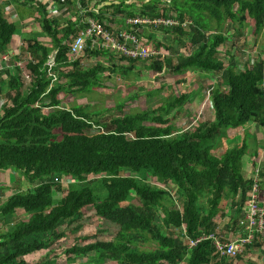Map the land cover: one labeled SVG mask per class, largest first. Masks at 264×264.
<instances>
[{"label":"trees","instance_id":"trees-1","mask_svg":"<svg viewBox=\"0 0 264 264\" xmlns=\"http://www.w3.org/2000/svg\"><path fill=\"white\" fill-rule=\"evenodd\" d=\"M123 1L112 6L118 12L127 8L126 17L135 16L134 6ZM160 2L150 1L142 14L168 16L165 11L155 12ZM168 4L180 20L195 24L188 30L196 47L193 52L175 62L160 56L139 61L121 58L128 59V71L137 70L142 62L144 69L138 72L165 69L175 74L191 71L200 77L221 75L219 84L210 89L213 117L194 129L177 133V125L168 117L173 108L179 109L177 115L182 112L191 100L186 93L165 98L157 108L122 115L116 110L112 115V107L94 112L85 105L64 106L60 93L91 92L100 78L97 72L104 69L101 65L84 69L78 59L70 60L68 41L76 29L61 34L48 27L50 45L29 43L31 59L24 68L16 64L19 54L3 68L0 95L7 101L0 107V172L14 171L30 187L0 202V218L7 225L0 231V264H28L26 256L50 248L94 217L114 226V237L94 242L87 236L77 238L64 248L67 260L93 255L98 264H107L106 260L114 264H234L239 257L219 256L210 235H222L216 218L228 202L234 213L225 215V231L238 228L253 184L243 170L248 144L243 140L228 145L221 139L228 129L264 124V56L257 54L251 65L239 69L235 56L227 63L220 57L229 56L231 48L221 54L219 47L226 40L221 33L226 21L231 25L239 21L241 26L246 21L255 37L261 34L264 0H170ZM211 21L219 25V32L211 31ZM158 29L175 32L179 40L186 34L181 27ZM16 31L0 6V62ZM89 44L86 55L108 54ZM53 50L55 80L45 67ZM124 107V102L118 103L117 112ZM43 108L49 109L47 113ZM93 128L98 132L91 134ZM220 144L222 153L213 154ZM62 177L71 181L67 187L60 182ZM17 210L28 219L14 221ZM103 232L106 229L92 236ZM198 238L201 241L190 247L189 242ZM144 243L155 248H141ZM249 247L262 248L264 240H255ZM55 261L38 259L35 264H60Z\"/></svg>","mask_w":264,"mask_h":264},{"label":"rangeland","instance_id":"rangeland-1","mask_svg":"<svg viewBox=\"0 0 264 264\" xmlns=\"http://www.w3.org/2000/svg\"><path fill=\"white\" fill-rule=\"evenodd\" d=\"M117 1L120 3L121 0ZM117 1H115V4H119ZM150 1L152 0H124L123 2L125 4H132L134 6L135 16L133 17H142L146 20L162 17H150L151 15L142 14L143 11L145 12L148 10L145 5ZM169 2L170 0H161V2L158 4L154 3L156 5L155 12L161 13L165 11L166 15L169 17L166 20L171 21L170 17H172L173 19L179 21L178 25H176L177 23L174 21H171L168 25L170 27H181L185 30L186 34L181 36L182 40L177 39L179 36L171 30H157V27L162 26L159 24H155L156 27L153 25H140L141 27L136 30V34L141 42H145L159 51L158 54H160L161 57L175 62L178 58L189 56L196 48L192 46L190 41L191 35L188 31L189 27L192 25L195 27V24L189 19L186 21L180 20L178 13L170 9L168 4ZM123 10L126 12L127 8H123ZM210 26L212 32H214V30L215 32L218 31L217 28H219V25L215 21H211ZM221 29V33L226 36L225 42L219 47L221 54H223L228 48H231V54L229 56H220L225 63H227L229 61V57L233 55L235 56L234 60L239 69H243L246 65H251L253 63V59L257 56V54L264 56V29L257 37H255V35L252 33L251 26H248L246 21L244 22L243 26L239 24V21H234L232 25L229 21H226L222 23ZM155 31H157V39L162 38V42L159 41L158 43H162L163 46H159L156 42V39L150 40L148 37V35L154 34ZM17 32L19 33V28L17 29ZM228 33H230L229 36ZM5 55L7 54L5 53ZM84 55L80 59L85 65L95 63V60L85 59ZM112 58L114 60L118 58L121 60V57L118 55ZM7 60H9L8 56ZM167 60L166 62H168ZM25 63L26 62L22 64L23 68L25 67ZM142 65V62L139 63V68H137L144 69ZM126 66L127 65L122 64L119 65L118 63H116L114 66V70H116V72L114 73L115 75L113 76V81L114 83H117L116 87L119 85L116 89H113L115 87L112 81H108L107 77H103L106 84L104 89H101L103 86L101 87L99 84H97L92 87L90 90L91 92L84 91L85 93L83 94L82 92H78L76 94L73 92H69L68 94L60 93L59 99L62 100L63 105L67 108L85 105L84 107L87 110L101 112L105 108L112 107V115L115 112L114 110H116L117 115H122L124 113H137L149 108H157L158 106H161L165 103V98L169 96L171 97V95H181L186 93V95L190 97L191 100L183 105L182 112L177 115L176 112L179 109L173 108V110H171L168 115V117L172 119V121H174V123L177 125L176 132L178 133V131L194 129L200 122L212 119L213 116L211 114L212 111L210 107V89L213 85L219 84L218 82L221 81L219 76L221 75H214L210 73L209 77H200L198 74L192 73L191 71L185 72L183 74H175L165 71V69L160 73L151 72L150 70L145 69L142 70L140 74H138V69L135 71H128L129 67L127 68ZM108 68L110 69V67ZM4 71L5 69H0V77H5ZM6 101V96L0 95V107ZM120 102H124L125 107L121 112H117L116 107ZM48 110V108H43L42 112L47 113ZM97 132L98 130L96 128L91 130V134ZM260 134L262 135L263 133ZM247 137H249V135ZM245 141L248 144V151L242 158V161L245 160L247 156L251 157L256 154V147L250 143L249 139H246ZM227 144L232 145L233 143L227 142ZM250 145H252L254 150L250 149ZM223 149L224 146L220 144L214 147L212 152L213 154L220 155ZM60 182L64 187H67V184L71 181L65 177H62ZM28 187L30 186L26 183V181L20 178V175L14 171L4 172L2 174L0 172V202L4 201L8 195L15 193L18 190H26ZM172 192L175 193V190ZM133 202L138 204L136 199H134ZM21 213V210H17V218L14 221L28 219L29 216L27 214L25 215ZM157 220L159 223H161L160 219ZM93 221L91 219V222L84 224L80 230L75 229L71 232H68L65 237H63L59 242L53 244V246L50 248L26 256L27 263L35 264L38 259L39 261H42L43 259H54L56 260L55 263L60 264H98L95 263L93 255L75 258L72 261L67 260L64 256V248H66L67 245L72 244L77 238L87 236V239H89L91 242H94L96 240H110L114 237V226L106 223L102 224V220L95 217L93 218ZM6 229L7 225L4 223L3 219L0 218V231L2 232ZM100 229H106V232L93 237L92 235ZM141 248H155V245L153 243H144L141 245ZM236 261L237 264H264V247L257 249L255 247H249L239 255ZM105 262L107 264H114V262L109 260H106ZM52 264H54V262Z\"/></svg>","mask_w":264,"mask_h":264},{"label":"crops","instance_id":"crops-1","mask_svg":"<svg viewBox=\"0 0 264 264\" xmlns=\"http://www.w3.org/2000/svg\"><path fill=\"white\" fill-rule=\"evenodd\" d=\"M115 1L117 0H1L0 6L4 12V17L8 21H13L15 23L16 28H19V33L16 31L11 43L8 45L7 51L5 52L7 55H5V53L4 55H2L0 69L12 65V58L16 54L20 55V59L16 64L21 63L22 65L24 62L29 61L31 59L29 52L27 51V46L29 43H35L36 41H39L41 44L50 45L51 37L49 36V34H47L48 27L52 29L55 28L61 34H63V32L68 28L76 29L75 35H72L68 41V46L72 44L74 38L77 35L76 33L86 28L89 20L102 25L105 29L113 34H117L120 32H132V27L130 25H127L126 23L129 17H126L125 10L122 9L121 12H118L112 6L115 5ZM156 33L157 31H155L154 34L148 35V37L150 38V40L156 39L157 43L159 41L162 42V38L157 39ZM98 41L101 42L102 38L99 37ZM158 45L163 46L162 43H158ZM89 46L92 49L105 50L106 54H108H101L102 56H98L97 54L84 55L85 59L95 60V63H91L90 65H85L82 62L80 58L83 56L74 58L69 53L70 60L78 59L80 61L81 67L84 69L92 68L96 65H101L104 69L103 71L97 72V75L100 77H98L99 81L97 84H99L101 87L103 86L102 88H100L104 89L106 87V84L103 77H107L108 81H112L115 87L113 89H116L119 85L116 87L117 83H114L113 81V76L116 72V70H114V66L116 65V63H118L119 65H127L126 67L128 68L130 66V63L128 59L121 58L120 60L118 58L120 60L119 61L118 59L114 60L112 57L118 55L124 58H132L121 56L117 54L116 51H112L111 49L102 47L101 45L93 47L92 44H89ZM55 54L56 50H53L50 53L48 60L50 58H54ZM84 54H86V51ZM7 56L9 57V60H5ZM132 60L139 61L144 59ZM47 62L45 63L46 68L48 67ZM108 67H110V69ZM136 67L139 68L138 65H136ZM141 72L142 71H137L138 74H140ZM73 93L76 94L78 92L74 91ZM83 93L85 92H82V94ZM260 133L263 134L261 135ZM248 135L249 137H247ZM246 139H249L250 143L256 147V154L251 157L247 156V158L243 160V170L252 178L255 174V171H258V180L260 185L258 193L259 204L264 206V124L260 126L257 123H251L245 127H240L234 130L228 129L226 130L225 135L222 138L223 141L225 140L229 143H233L232 145L240 143ZM250 149L254 150L252 145H250ZM236 201L238 202L239 199H237ZM231 208V203L228 202L224 207H222L223 211L221 213L224 215L220 214L216 218L217 220H219L218 230H220V233L222 234L221 236L217 237L218 239L222 238L225 241H230L232 240V238L244 233V231L239 227L237 229L235 228L234 231H225V215L228 218L231 217V215L234 213ZM261 240H264V233H262L261 235ZM234 264H237L236 260H234Z\"/></svg>","mask_w":264,"mask_h":264},{"label":"built area","instance_id":"built-area-1","mask_svg":"<svg viewBox=\"0 0 264 264\" xmlns=\"http://www.w3.org/2000/svg\"><path fill=\"white\" fill-rule=\"evenodd\" d=\"M169 17L162 16L158 18H152V20H146L142 17H129L126 23L132 27V32L129 33H117L113 34L102 25L90 21L87 23L86 28L80 30L74 38L72 44H70V55L74 58H79L84 55L88 48V42L91 41L93 47L101 45L102 47L116 51L121 56L130 57L132 59H154L159 57V51L151 47L150 45L141 42L136 34V30L140 28V25L149 26L162 25L170 27L168 24L171 21L176 22L178 25L179 21L170 17L171 21H168ZM156 24V25H155ZM160 27V26H159ZM102 38L99 42L98 38ZM7 60V58H5ZM48 64V76L55 80V74L52 72L53 66H55L54 58H50ZM23 68L21 63L17 64ZM28 77V75H27ZM258 171H255L253 176V184L248 192V200L245 209L239 218V226L246 233L245 236H236L227 243H221L213 235L216 249L218 250L219 256L226 258L235 259L239 256L248 245L254 243L255 240L261 238L264 233V206L259 204L258 193H259V180ZM202 238L191 240L189 242L190 247L196 245L197 242L201 241Z\"/></svg>","mask_w":264,"mask_h":264},{"label":"clouds","instance_id":"clouds-1","mask_svg":"<svg viewBox=\"0 0 264 264\" xmlns=\"http://www.w3.org/2000/svg\"><path fill=\"white\" fill-rule=\"evenodd\" d=\"M184 21H186V20H184ZM161 57V56H160ZM252 180H253V178H252ZM259 187H260V185H259ZM248 200V199H247ZM258 201H259V198H258ZM247 204V203H246ZM246 204L244 205V207H243V210L245 209V207H246ZM242 210V211H243ZM241 214H242V212H241ZM240 214V215H241ZM220 215V214H219ZM240 218V217H239ZM239 218H238V227L241 229V227L239 226ZM217 220V219H216ZM217 222L219 223V220H217ZM240 236H245L246 235V233L244 232L243 234H239ZM216 239H218L215 235H213ZM219 241H221L220 239H218ZM259 240H261V238L259 239ZM215 244V243H214ZM246 249V248H245ZM238 257V256H237ZM236 257V258H237ZM235 258V259H236Z\"/></svg>","mask_w":264,"mask_h":264},{"label":"bare ground","instance_id":"bare-ground-1","mask_svg":"<svg viewBox=\"0 0 264 264\" xmlns=\"http://www.w3.org/2000/svg\"><path fill=\"white\" fill-rule=\"evenodd\" d=\"M57 67V66H56Z\"/></svg>","mask_w":264,"mask_h":264}]
</instances>
